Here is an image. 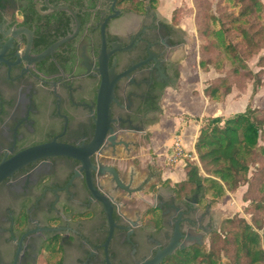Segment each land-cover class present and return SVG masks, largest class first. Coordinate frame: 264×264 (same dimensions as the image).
I'll return each mask as SVG.
<instances>
[{"label":"flooded vegetation","instance_id":"1","mask_svg":"<svg viewBox=\"0 0 264 264\" xmlns=\"http://www.w3.org/2000/svg\"><path fill=\"white\" fill-rule=\"evenodd\" d=\"M139 1L0 0V163L53 141L91 144L115 80L89 166L51 157L0 184V264H146L173 244L171 256L206 248L217 230L201 186L185 194L152 157L136 163L188 45Z\"/></svg>","mask_w":264,"mask_h":264},{"label":"trees","instance_id":"2","mask_svg":"<svg viewBox=\"0 0 264 264\" xmlns=\"http://www.w3.org/2000/svg\"><path fill=\"white\" fill-rule=\"evenodd\" d=\"M151 1L157 7L158 0ZM193 2L200 41L198 66L218 75L203 89L205 97L222 101L234 89L247 90L250 82L256 95L264 83V56L257 72L248 61L264 48V3L217 0L213 7L210 0ZM194 150L198 162L187 163L186 178L177 186L185 194L201 186L212 203L246 186L243 201L249 202L245 211L251 219L228 218L211 234L208 247L178 252L163 264H264V108L248 104L244 112L204 118Z\"/></svg>","mask_w":264,"mask_h":264},{"label":"rangeland","instance_id":"3","mask_svg":"<svg viewBox=\"0 0 264 264\" xmlns=\"http://www.w3.org/2000/svg\"><path fill=\"white\" fill-rule=\"evenodd\" d=\"M169 2V0H163ZM171 1V0H170ZM207 1V0H205ZM212 6L214 7L217 0H210ZM264 3V0H261ZM159 6V1L157 3ZM178 8H181L179 12L169 16L170 10H167V16L162 15L165 18H169V21L172 25L178 26L183 32V36L187 39L188 45L184 49L183 60L181 64V77L179 82L174 87H169L166 90V93L162 102V115L157 117L158 124L155 128L151 129L149 137L142 141V147L140 149V159H137V162H141V167L143 168L147 161L152 157L154 161L157 162L158 168L162 172V176L166 179L170 174L174 177L168 179L167 185L178 182L176 174H178L181 166L187 165L188 162H198L197 156L194 155L191 150L185 152L188 154V157L178 159L177 161H169V156L172 154L170 149H168V143L174 139V137L181 136L182 128L178 129L175 134L168 132V129L160 127V123L164 119H169L172 124H178L181 122L189 121L195 118L189 116L193 115H204L211 116L213 113L221 116H231L235 113L244 112L247 108V105L250 104L255 108H264V83L263 86L259 89L256 95H252L253 92V82H250L247 90L240 92L238 90L234 91V94L230 99H227L225 102H209L201 94L202 90L208 85V83L216 78L218 75L215 71L209 70L204 71L198 66L200 60L199 56V46L200 41L197 37L196 31V21H195V6L193 0H179ZM264 56V48L252 59L248 61L249 67L257 72L260 70V67L257 66L261 57ZM188 61V62H187ZM195 67V72H193ZM264 82V75H263ZM196 95V96H194ZM212 105V107L209 106ZM186 133H184V136ZM155 141V147L149 150L151 146V141ZM150 143V146H149ZM173 143V140H172ZM171 143V144H172ZM140 160V161H138ZM182 181H179V183ZM247 187H240L234 193H227L222 199L214 201L210 196L204 194V189L200 187L201 197H205L211 200L213 214L216 219V229L219 230L223 227L225 220L233 216H240L246 218L250 221L251 217L246 213L245 208L249 202L243 201V194L246 192ZM147 198V197H146Z\"/></svg>","mask_w":264,"mask_h":264},{"label":"water","instance_id":"4","mask_svg":"<svg viewBox=\"0 0 264 264\" xmlns=\"http://www.w3.org/2000/svg\"><path fill=\"white\" fill-rule=\"evenodd\" d=\"M114 82L115 80L113 82H110L109 85H104L102 87L101 92H103V96L105 97V101L103 103L104 107L99 111L100 122L98 124V132L91 144L83 145L81 147H75L72 145L53 141L50 143H44L25 149L11 158L3 160L0 163V184L5 179L11 177L15 172L23 169L25 166L38 160L49 159L51 157H69L83 162L85 166H89L90 154H92L99 147L103 140V137L107 134L108 131L109 101L112 99ZM108 170L114 175L115 179L118 180L119 185L123 186L118 178L117 173H115L112 168ZM89 177V181L91 183V176L89 175ZM101 199L104 200L107 214L109 216V219L112 220L111 207L109 203L106 201L105 197ZM184 248L185 246H182V249ZM174 250L175 245L173 244L164 251L159 252L151 262H147L146 264H159L165 257L171 256Z\"/></svg>","mask_w":264,"mask_h":264},{"label":"crops","instance_id":"5","mask_svg":"<svg viewBox=\"0 0 264 264\" xmlns=\"http://www.w3.org/2000/svg\"><path fill=\"white\" fill-rule=\"evenodd\" d=\"M158 1H159V6H157L158 10L164 16L168 15V14H166L167 10H170L169 16H171L173 14L174 10L177 9L178 3H179V0H171V1L169 0V2H165L163 0H158ZM235 90L236 89H234L232 91V93L230 95H228L227 97H225L222 101H218V103H221V102L223 103L227 99H230V97H232V95L234 94ZM201 94L205 97V95L203 94V90L199 95H197V97L200 96ZM194 96H196V95H194ZM205 99H207L209 102H215V101L209 100L207 97H205ZM209 107H212V105ZM217 114L218 113H216V114L213 113L211 116H204V115H198V114L193 115V116H189L191 118H197V119H192V120H189L187 122L186 121L181 122V120H180V122L178 124H172V122L169 119H164L161 121L159 126L164 127L165 129H168L167 131L170 133H173V134H175L178 129L182 128V130H181L182 133L180 136L182 144L187 151L190 148L191 150H189V151L193 152L194 155L196 156L195 150H194V144H195L197 137L199 136V130H200V126L202 124V120L204 118L221 116V115H217ZM224 117H226V116H224ZM184 133H186L185 136H184ZM172 140L168 143V149H170V147H171ZM155 144H156L155 141H151V147L152 148L155 147ZM179 166L180 167H178V168H180V170H179L178 174H176V177H177L178 181H183L186 178L185 166L184 165L181 166V164H179ZM172 177H174V176L172 174H170L167 178L171 179Z\"/></svg>","mask_w":264,"mask_h":264},{"label":"built area","instance_id":"6","mask_svg":"<svg viewBox=\"0 0 264 264\" xmlns=\"http://www.w3.org/2000/svg\"><path fill=\"white\" fill-rule=\"evenodd\" d=\"M170 151L172 154L169 156V161L174 162L178 159L188 157V154L185 152V149L183 147L180 136L174 137L173 143L170 147ZM195 159H197V157Z\"/></svg>","mask_w":264,"mask_h":264}]
</instances>
